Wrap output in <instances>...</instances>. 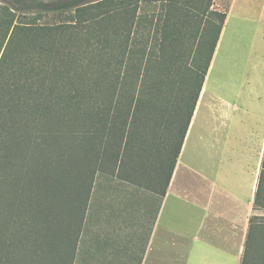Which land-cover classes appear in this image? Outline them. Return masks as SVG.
Segmentation results:
<instances>
[{
  "label": "trees",
  "instance_id": "trees-1",
  "mask_svg": "<svg viewBox=\"0 0 264 264\" xmlns=\"http://www.w3.org/2000/svg\"><path fill=\"white\" fill-rule=\"evenodd\" d=\"M34 1L70 11L0 0V264H73L97 173L142 184L167 156L168 184L226 11Z\"/></svg>",
  "mask_w": 264,
  "mask_h": 264
},
{
  "label": "crops",
  "instance_id": "crops-1",
  "mask_svg": "<svg viewBox=\"0 0 264 264\" xmlns=\"http://www.w3.org/2000/svg\"><path fill=\"white\" fill-rule=\"evenodd\" d=\"M229 4L168 184L97 173L73 264H264V66L210 81Z\"/></svg>",
  "mask_w": 264,
  "mask_h": 264
},
{
  "label": "rangeland",
  "instance_id": "rangeland-1",
  "mask_svg": "<svg viewBox=\"0 0 264 264\" xmlns=\"http://www.w3.org/2000/svg\"><path fill=\"white\" fill-rule=\"evenodd\" d=\"M5 1L17 12L37 13L34 15H38V22L45 24L61 21L70 11L68 8L38 12L34 0ZM261 2L262 0H213L210 7L225 10L229 4L227 23L210 77L213 86L221 84L228 94L235 84L241 85L243 91L252 86L255 88V69L264 66V5ZM61 3L69 6V0H62ZM227 100L233 101L229 96ZM203 101H213L209 99L208 92ZM188 152L187 149L186 154ZM160 162L157 179L165 176L169 158L166 156ZM75 264H84L82 256L78 255Z\"/></svg>",
  "mask_w": 264,
  "mask_h": 264
}]
</instances>
